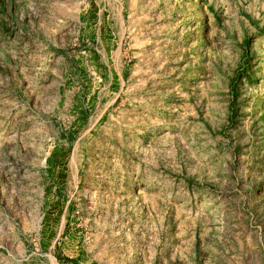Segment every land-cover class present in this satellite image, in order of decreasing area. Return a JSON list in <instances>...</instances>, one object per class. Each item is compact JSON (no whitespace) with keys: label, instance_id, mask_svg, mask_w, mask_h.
Masks as SVG:
<instances>
[{"label":"rangeland","instance_id":"rangeland-1","mask_svg":"<svg viewBox=\"0 0 264 264\" xmlns=\"http://www.w3.org/2000/svg\"><path fill=\"white\" fill-rule=\"evenodd\" d=\"M0 264H264V0H0Z\"/></svg>","mask_w":264,"mask_h":264}]
</instances>
